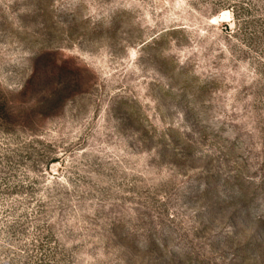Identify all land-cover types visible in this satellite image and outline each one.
Listing matches in <instances>:
<instances>
[{"label": "rangeland", "instance_id": "1", "mask_svg": "<svg viewBox=\"0 0 264 264\" xmlns=\"http://www.w3.org/2000/svg\"><path fill=\"white\" fill-rule=\"evenodd\" d=\"M0 264H264V0H0Z\"/></svg>", "mask_w": 264, "mask_h": 264}]
</instances>
